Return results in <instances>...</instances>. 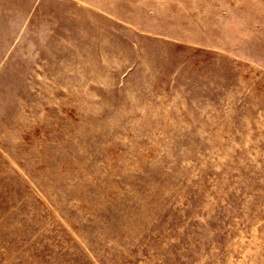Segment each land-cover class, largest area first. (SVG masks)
<instances>
[{"label": "rangeland", "instance_id": "1", "mask_svg": "<svg viewBox=\"0 0 264 264\" xmlns=\"http://www.w3.org/2000/svg\"><path fill=\"white\" fill-rule=\"evenodd\" d=\"M0 264H264V0H0Z\"/></svg>", "mask_w": 264, "mask_h": 264}]
</instances>
